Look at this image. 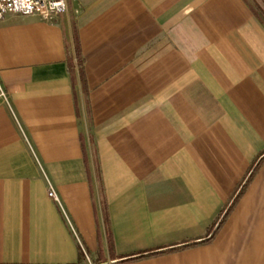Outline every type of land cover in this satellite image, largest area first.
Listing matches in <instances>:
<instances>
[{"label": "crops", "instance_id": "1", "mask_svg": "<svg viewBox=\"0 0 264 264\" xmlns=\"http://www.w3.org/2000/svg\"><path fill=\"white\" fill-rule=\"evenodd\" d=\"M67 1L0 22V264H264V161L209 240L264 152V25L243 0Z\"/></svg>", "mask_w": 264, "mask_h": 264}, {"label": "built area", "instance_id": "2", "mask_svg": "<svg viewBox=\"0 0 264 264\" xmlns=\"http://www.w3.org/2000/svg\"><path fill=\"white\" fill-rule=\"evenodd\" d=\"M68 11L67 0H0V22L8 16L37 17L45 22H53ZM0 106H10L9 96L0 81ZM49 199L59 203L55 191L50 187Z\"/></svg>", "mask_w": 264, "mask_h": 264}, {"label": "trees", "instance_id": "3", "mask_svg": "<svg viewBox=\"0 0 264 264\" xmlns=\"http://www.w3.org/2000/svg\"><path fill=\"white\" fill-rule=\"evenodd\" d=\"M243 1L248 6L252 14L264 25V11L259 7V5L254 0H251V2H249L248 0H243ZM72 37H73V53H70L69 51L67 53L68 71L70 75L72 76V78H73V75L77 72L80 84L82 86L84 97H87V86H86V80H85V74H84V58L82 56L79 43H78V39H77V34L75 31H73ZM263 161H264V152L257 159L253 161L252 166L250 167L249 173L246 177V180L244 181L242 185L239 186L238 191L235 194V197L232 201L231 206L222 215L221 219L217 223V226L215 228L214 227L211 228L209 232V234H211V238L209 240L213 238L217 230L220 228V226L222 225V223L224 222V220L226 219V217L228 216V214L230 213V211L232 210V208L234 207L238 199L241 197V195L245 191L248 184L252 181L253 177L257 173ZM108 244H109L110 250H112V241H111L110 236H108ZM128 261L130 260H127L126 262Z\"/></svg>", "mask_w": 264, "mask_h": 264}, {"label": "rangeland", "instance_id": "4", "mask_svg": "<svg viewBox=\"0 0 264 264\" xmlns=\"http://www.w3.org/2000/svg\"><path fill=\"white\" fill-rule=\"evenodd\" d=\"M249 2H251V0H248ZM258 2L260 3V2H262V4H264V2L263 1H260V0H258ZM260 7V6H259ZM261 8V7H260ZM262 9V8H261Z\"/></svg>", "mask_w": 264, "mask_h": 264}]
</instances>
